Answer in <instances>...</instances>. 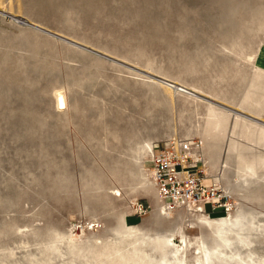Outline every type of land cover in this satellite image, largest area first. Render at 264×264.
I'll return each mask as SVG.
<instances>
[{
    "label": "rangeland",
    "instance_id": "rangeland-1",
    "mask_svg": "<svg viewBox=\"0 0 264 264\" xmlns=\"http://www.w3.org/2000/svg\"><path fill=\"white\" fill-rule=\"evenodd\" d=\"M263 44L264 0H0V264H264ZM174 137L235 196L219 231L164 210Z\"/></svg>",
    "mask_w": 264,
    "mask_h": 264
},
{
    "label": "built area",
    "instance_id": "built-area-1",
    "mask_svg": "<svg viewBox=\"0 0 264 264\" xmlns=\"http://www.w3.org/2000/svg\"><path fill=\"white\" fill-rule=\"evenodd\" d=\"M150 163L154 185L169 211L186 209L212 216L220 209L225 214L235 209V196L207 171L196 141L174 137L155 144ZM206 180L211 183L204 185Z\"/></svg>",
    "mask_w": 264,
    "mask_h": 264
},
{
    "label": "bare ground",
    "instance_id": "bare-ground-1",
    "mask_svg": "<svg viewBox=\"0 0 264 264\" xmlns=\"http://www.w3.org/2000/svg\"><path fill=\"white\" fill-rule=\"evenodd\" d=\"M257 68V67H256ZM257 71H260V72H262L259 68H257ZM175 82H174V85H178V84H180L181 82H179V81H177V80H174ZM261 87V86H260ZM180 88V87H179ZM263 89H264V87H262ZM182 90V89H181ZM182 91H185V92H187L188 90L187 89H185V90H182ZM189 92V91H188ZM262 98H264V97H262ZM57 99H58V105H59V107H64V106H66V104H67V101H66V98H65V96L62 94V93H58V95H57ZM263 132V131H262ZM262 137H264V136H262ZM261 137V139H263ZM154 145L152 144V143H149L148 144V148H150V154L153 152V150H154V147H153ZM206 169H207V171H208V167H207V165H206ZM221 170V169H220ZM209 172V171H208ZM215 177V179H216V181L217 182H221L220 181V179H219V177L218 176H214ZM149 178H150V180H151V182L153 183V186L155 187V185H154V182H153V179H152V170H151V168L149 169ZM156 188V187H155ZM157 189V188H156ZM227 189V188H226ZM228 190V189H227ZM229 191V190H228ZM162 201V200H161ZM163 207H164V210L168 213H171V212H173V211H169L167 208H166V206H165V204L163 203ZM234 211V210H233ZM187 212L189 213V214H192V213H190L188 210H187ZM230 212H232V211H230ZM194 214H199L198 215V218H197V220L199 221V222H201L203 225H205V226H208V228L209 227H212V229H214V228H218L217 230L219 231V226L220 225H224V224H228L229 222H231L232 223V221L231 220H229L228 218H226V217H224V218H221V219H218V220H214V219H210L208 216V214H202V213H194ZM227 214V213H226ZM208 215V216H207ZM228 216H230V214L228 215ZM218 225V226H217ZM224 226H226V225H224ZM223 226V227H224ZM228 226V225H227ZM230 226V225H229ZM231 228V227H230ZM226 234V233H225ZM227 237V236H226ZM219 238H220V236H219ZM223 238V237H222ZM222 238H220V239H222ZM224 239H227V238H223V241H224ZM164 241V240H163ZM169 239L167 238L166 239V244L167 243H169ZM226 241V240H225ZM228 241V240H227ZM226 241V242H227ZM164 243V242H163ZM225 243V242H224ZM170 244V243H169ZM217 245V244H216ZM167 246H168V244H167ZM221 247V246H220ZM218 249V248H217ZM217 249H215L214 247L211 249V248H209L208 250H207V256H206V264H211V261H212V259H213V255H214V251L215 250H217ZM218 251V250H217ZM223 260V259H222ZM225 261V260H224Z\"/></svg>",
    "mask_w": 264,
    "mask_h": 264
},
{
    "label": "crops",
    "instance_id": "crops-1",
    "mask_svg": "<svg viewBox=\"0 0 264 264\" xmlns=\"http://www.w3.org/2000/svg\"><path fill=\"white\" fill-rule=\"evenodd\" d=\"M256 63L261 66L262 68H264V44L262 45V47L260 48V51L257 53V57H256ZM261 70V69H260ZM262 71V70H261ZM264 73V71H262Z\"/></svg>",
    "mask_w": 264,
    "mask_h": 264
}]
</instances>
